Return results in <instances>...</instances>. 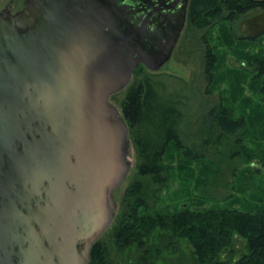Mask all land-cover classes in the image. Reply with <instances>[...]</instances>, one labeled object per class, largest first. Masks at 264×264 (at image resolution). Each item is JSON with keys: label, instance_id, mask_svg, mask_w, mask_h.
<instances>
[{"label": "water", "instance_id": "1", "mask_svg": "<svg viewBox=\"0 0 264 264\" xmlns=\"http://www.w3.org/2000/svg\"><path fill=\"white\" fill-rule=\"evenodd\" d=\"M189 0H24L0 10V264H89L131 140L110 97L170 59ZM264 33V11L238 22Z\"/></svg>", "mask_w": 264, "mask_h": 264}, {"label": "rangeland", "instance_id": "2", "mask_svg": "<svg viewBox=\"0 0 264 264\" xmlns=\"http://www.w3.org/2000/svg\"><path fill=\"white\" fill-rule=\"evenodd\" d=\"M23 1L0 0V10L6 5L13 12L20 10ZM262 11L253 8L235 19L223 13L205 27L187 19L170 59L158 70L140 67L139 73L153 76L160 91L171 93L178 103V133L183 144L204 154L188 159L171 142L162 159L166 182L158 185L150 178L144 180L149 182L145 190L148 210H264V74L256 78L251 66L255 57L264 58V33L252 37L238 28L241 19ZM211 56L215 62L209 80L205 66ZM124 95L125 89L110 100L121 109ZM218 104L228 107L233 117H244L246 128L232 134L216 129L208 111ZM130 145V170L114 192L117 208L126 188L139 178L137 153L132 141ZM104 239L115 263L126 260L128 253L124 256L114 251L109 234ZM245 242L242 234L237 235L223 259L238 258L245 251ZM191 248L182 238L177 246L164 251L156 264H194Z\"/></svg>", "mask_w": 264, "mask_h": 264}, {"label": "trees", "instance_id": "3", "mask_svg": "<svg viewBox=\"0 0 264 264\" xmlns=\"http://www.w3.org/2000/svg\"><path fill=\"white\" fill-rule=\"evenodd\" d=\"M257 7L264 9V0H189L186 20L197 27H205L223 13L228 19H235ZM214 62V56L207 58L205 71L209 80L213 78ZM251 66L257 72L256 78L264 74V58L255 57ZM140 67L142 65L135 67L120 102L137 153L139 178L126 188L112 223L91 246L89 264H119L111 258L112 249L104 239L106 233L110 235L114 251L124 256L128 253L120 264H156L164 251L177 246L182 238L192 247L194 264H255L264 261V210H148L145 190L149 182L144 180L150 178L158 185L166 182L162 159L169 144L173 142L188 159H198L204 154L183 144L178 133V103L171 93L160 91L153 76L139 73ZM208 117L224 134L245 129L247 125L244 117H233L232 111L221 104L210 108ZM239 234L246 238L245 251L235 260L223 259L222 255Z\"/></svg>", "mask_w": 264, "mask_h": 264}, {"label": "flooded vegetation", "instance_id": "4", "mask_svg": "<svg viewBox=\"0 0 264 264\" xmlns=\"http://www.w3.org/2000/svg\"><path fill=\"white\" fill-rule=\"evenodd\" d=\"M7 6H8V5H7ZM9 7H10V6H9ZM10 8H11V7H10ZM11 10H12V8H11ZM248 36H252V37H253V36H255V35H248Z\"/></svg>", "mask_w": 264, "mask_h": 264}, {"label": "bare ground", "instance_id": "5", "mask_svg": "<svg viewBox=\"0 0 264 264\" xmlns=\"http://www.w3.org/2000/svg\"><path fill=\"white\" fill-rule=\"evenodd\" d=\"M204 156V155H203ZM200 158V157H199Z\"/></svg>", "mask_w": 264, "mask_h": 264}]
</instances>
